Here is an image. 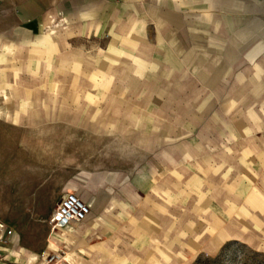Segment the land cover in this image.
I'll return each instance as SVG.
<instances>
[{"label":"crops","instance_id":"obj_1","mask_svg":"<svg viewBox=\"0 0 264 264\" xmlns=\"http://www.w3.org/2000/svg\"><path fill=\"white\" fill-rule=\"evenodd\" d=\"M223 16L227 19L224 29L232 32L230 41L218 33ZM49 29H58L59 34L52 36ZM259 36H262L260 44L255 43ZM262 53L264 0H0V97L5 104L0 110L1 120L29 128L82 127L86 123L87 127H103L99 135H105V120H100V124L74 112L69 114L68 111L79 109L77 103L74 104L77 107L69 109L56 99L53 107L44 86L34 89L29 86L31 77L46 78L50 62L56 64L55 78L99 79L98 84L103 87L111 77H141L132 73H143L136 71L142 62H163L169 66L153 77L176 78L185 74L189 82H195V87L209 85L215 90L203 94L217 96L224 80L238 77L236 69L230 70L240 66L236 55L245 56V61L251 64ZM65 62L70 63L71 70L59 73L57 67ZM121 67L126 70L124 76L118 73ZM146 73L145 78L152 77ZM10 79L17 81L8 85ZM263 88L259 84L253 95ZM95 96L97 93L93 92L86 95L92 101L87 104L91 109L95 107ZM14 100L20 104L16 105ZM71 100H76L74 94ZM197 109L206 113L212 107L205 99ZM136 136L144 141L152 139L143 133ZM27 137L29 145L30 135ZM158 137L159 134L157 140ZM222 137L216 136L215 142ZM246 141L239 156L232 146L226 151L216 150L214 155L207 150L202 152V167H209L202 182L207 184L210 172L208 182L212 183L210 190L216 198L222 183L229 189L248 192L250 181L256 177L254 171L247 169L248 165L264 168V148L251 151L255 141ZM113 142L117 145L109 150H116L120 159L133 158L132 169H106L97 174L98 179L95 173L81 171L60 184L61 197L73 192L90 207L88 217L50 235L38 231L33 224L24 231L0 218L1 223L13 230L7 244L0 246V253L5 256L0 264H40L41 255L51 253L59 256L56 264H185L187 255L194 260L202 253L204 243L218 233L214 224L221 227L226 222L248 221L240 219L245 218V211H238L232 221L219 201L204 200L201 210H207V214L202 216L200 211V219L181 209L188 204L174 197L175 181L171 182L166 175L160 178L165 174V166L179 153L174 146L166 152L151 149L144 153L120 139ZM22 155L30 164V151L24 150ZM239 168L247 169L242 171L247 177L238 181ZM36 178V174L29 172V183ZM33 194L23 198L21 204H39L43 197ZM205 196L202 193V198ZM248 197L253 199L254 193L247 194ZM175 217L181 224L177 234ZM155 224L163 226L159 247ZM205 229L212 232L206 241L202 239ZM196 238L200 241L196 242Z\"/></svg>","mask_w":264,"mask_h":264},{"label":"rangeland","instance_id":"obj_2","mask_svg":"<svg viewBox=\"0 0 264 264\" xmlns=\"http://www.w3.org/2000/svg\"><path fill=\"white\" fill-rule=\"evenodd\" d=\"M226 24L227 19L223 16L222 24L218 25V33L226 41H230L232 32L224 29ZM49 31L52 36L59 34L58 29H49ZM261 42L262 36H259L255 43ZM236 57L240 59V66L238 65V68L230 66V70L236 69L238 77L224 80L222 89L219 90L220 94L217 96L214 93L203 94L215 90L210 89L209 85L195 87V82H189L190 79L185 74L177 75L176 78L153 77L157 75V71L165 70L169 66L163 62H142L143 64L138 67L139 70L132 65L136 71L143 72L132 75H141V77L125 79L111 77L104 87L98 84L99 79L55 78L56 64L47 63L46 78L39 80L31 77L29 86L32 89L44 86L47 90L46 97L53 107L55 100L60 99V102L66 104L69 109L79 106L78 110L68 111L69 114L74 112L80 118L86 116V119L92 122L98 120L100 124V120H105L106 132L103 136L99 135L102 134L103 127H87L86 123L82 127L63 125L29 128L5 123L0 115V218L10 221L11 224H17L24 231L27 230L28 225L33 224L38 231L50 235L54 232L48 228L47 220L61 198L59 188L62 182L65 183L81 171L95 173L94 177L98 179L100 175L97 174L103 173L106 169L120 167L124 170L132 169L133 158L120 159L116 150H109L110 147L114 148L117 145L114 140L120 139L129 145H136L135 148L144 153H149L151 149L166 152L167 148L174 146L179 153H176L173 161L166 163L165 174L163 173L160 178L166 175L171 182L175 181L174 197L182 199L183 202L187 201L185 204H188L181 209L200 219L198 217L200 211L202 216L207 214L205 212L207 210H201L204 200L213 203L219 201L224 212L227 211L232 216V221L236 219L234 215L238 211H245V218L240 216L239 218L248 220L226 222L227 224L221 227L214 224L218 233L212 235L209 240L212 232L205 229L202 239L208 241L204 243L202 253L194 260L187 255L185 264H244L246 259H240L239 246L233 244L229 250L222 253L219 262L214 261L225 244L235 241L244 245L245 254L248 251L264 254V168L248 165L247 169L254 171L256 176L254 181H250L252 186L249 185L251 186L249 193H242L238 188L229 189L222 183L218 185L221 189L218 192L219 198H216L214 191L210 190L212 183L208 182L210 172L207 175V184L202 182L205 181L202 177L204 178L205 172L209 170V167L206 169L204 165L202 167V152L204 153L205 150L208 154L214 155L216 150L226 151L232 146L239 151L236 153L239 156L247 139L255 141L251 144V151L264 148V88L258 95L252 93L259 84L264 86V54H260L251 64L245 61L243 55ZM58 70L59 73L68 72L71 70V65L65 62L57 67ZM150 71L153 73H149ZM118 73L124 76L126 70L121 67ZM144 73L152 77L147 79ZM14 80H8V85H12ZM89 84H92V88L87 89ZM55 86L58 88L57 91ZM71 86L74 87L73 90ZM92 92L97 93L94 97L96 98L93 103L94 109L87 105L92 101L86 99L87 93ZM72 94L76 98L74 102H71ZM39 96L35 97L39 98ZM205 99L212 107V110L206 113L197 109ZM13 103L20 104L17 100ZM75 103L77 104L74 105ZM43 106L45 105H40ZM4 108V99L0 97V110L3 111ZM236 123L239 125L236 126ZM163 131L164 134L161 135ZM139 133L151 135L152 139L149 138L146 142L139 138L141 136H136ZM157 134L159 140L156 138ZM28 135H30L29 145L26 141ZM166 135H170L169 138ZM216 136H223V139L216 143ZM24 150L30 151V164L28 159L22 157ZM109 155L111 157H108ZM204 160L203 158V163ZM247 169H238L241 171L238 172L240 176L237 175L238 181L247 177L246 173L242 172ZM29 172L37 175L33 183L28 182ZM39 185L41 187L36 188ZM33 192L34 196L38 194V197H43L41 202L33 206L21 204L23 198ZM252 192L254 198L250 200L247 194H253ZM202 193L206 194L205 198H202ZM81 201L84 203L83 200ZM176 217L177 234L181 224L177 222ZM155 227L159 230L156 239L159 247L163 226L155 224ZM195 240L200 241L198 238ZM177 252L178 249L175 247V253Z\"/></svg>","mask_w":264,"mask_h":264},{"label":"built area","instance_id":"obj_3","mask_svg":"<svg viewBox=\"0 0 264 264\" xmlns=\"http://www.w3.org/2000/svg\"><path fill=\"white\" fill-rule=\"evenodd\" d=\"M90 213V207L83 203L73 192H66L61 197L56 208L47 220L51 232L62 231L71 223L83 222ZM13 235V230L0 222V246L7 244V238ZM5 256L0 253V262ZM59 256L55 253L42 254L40 264H56Z\"/></svg>","mask_w":264,"mask_h":264},{"label":"trees","instance_id":"obj_4","mask_svg":"<svg viewBox=\"0 0 264 264\" xmlns=\"http://www.w3.org/2000/svg\"><path fill=\"white\" fill-rule=\"evenodd\" d=\"M238 245L239 247V253L241 254V258L240 259H246L244 264H264V254L258 253V252H254V251H248L247 254H245L243 251L245 249L244 245L239 244L238 242H231L229 244H225L221 250H220V254L214 259V261L219 262L221 259V255L222 253H224L226 250L230 249L231 245ZM238 254V253H236ZM243 264V263H242Z\"/></svg>","mask_w":264,"mask_h":264}]
</instances>
